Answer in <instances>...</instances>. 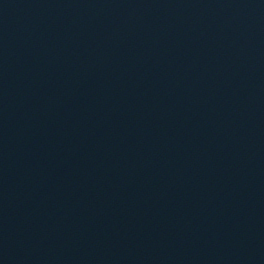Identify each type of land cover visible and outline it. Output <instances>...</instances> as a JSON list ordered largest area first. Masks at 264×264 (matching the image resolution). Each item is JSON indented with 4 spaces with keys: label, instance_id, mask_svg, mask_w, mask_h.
Listing matches in <instances>:
<instances>
[{
    "label": "water",
    "instance_id": "obj_1",
    "mask_svg": "<svg viewBox=\"0 0 264 264\" xmlns=\"http://www.w3.org/2000/svg\"><path fill=\"white\" fill-rule=\"evenodd\" d=\"M0 264H264V0H0Z\"/></svg>",
    "mask_w": 264,
    "mask_h": 264
}]
</instances>
